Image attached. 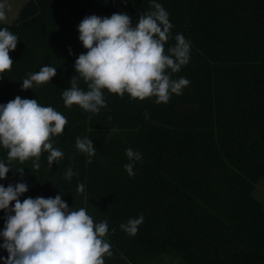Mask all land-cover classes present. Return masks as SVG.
<instances>
[{
	"label": "trees",
	"instance_id": "16d2710c",
	"mask_svg": "<svg viewBox=\"0 0 264 264\" xmlns=\"http://www.w3.org/2000/svg\"><path fill=\"white\" fill-rule=\"evenodd\" d=\"M156 2L169 13L173 37L191 41L190 62L173 74L191 83L166 104L104 90L107 107L98 114L62 100L76 59L87 52L78 25L90 15L127 13L134 26L139 13L153 10L152 0H26L12 21H0L19 37L11 71L0 74V104L36 99L68 120L52 141L62 159L50 167L45 153L39 170L31 159L13 161L23 176L9 172L0 184L26 183L21 201L61 193L70 208L107 220L113 255L105 264H264V205L254 194L264 178V0ZM43 66L56 67V76L22 90L23 79ZM79 86L87 90L82 80ZM85 136L92 157L75 147ZM129 148L143 157L131 177ZM0 161L8 162L2 146ZM70 166L76 175L69 181ZM141 214L135 236L120 228ZM6 215L0 211V231Z\"/></svg>",
	"mask_w": 264,
	"mask_h": 264
},
{
	"label": "clouds",
	"instance_id": "9594fccd",
	"mask_svg": "<svg viewBox=\"0 0 264 264\" xmlns=\"http://www.w3.org/2000/svg\"><path fill=\"white\" fill-rule=\"evenodd\" d=\"M151 8L138 14L134 26L127 13L103 18L90 15L79 23V40L87 52L76 59L70 88L62 91L65 107L78 105L85 112L98 114L107 107L104 90L141 101L155 97L157 104L168 103L173 94L182 95L191 82L184 77L173 79V74L190 62L191 41L183 34L173 37V25L162 4L152 0ZM5 18L0 5V21ZM173 39L175 43L166 48ZM18 41L19 37L8 28H0V74L11 71L14 61L9 53L16 49ZM56 74V67L43 66L23 79L22 90L49 83ZM81 80L87 90L79 86ZM67 123L63 114L51 106H42L36 99L16 96L0 104V146L7 150L8 161H0V180L7 179L9 172L23 176V168L12 170L13 161L23 164L31 159L33 170H39L45 153L50 167L62 159L64 153L52 141L64 133ZM75 147L88 157L96 154L87 136L77 137ZM126 156L130 162L124 168L131 177L135 175V162L143 157L131 148L126 150ZM74 175L70 166L65 179L70 181ZM27 191L24 182L7 187L0 184V211L7 214L0 231V248L8 253L7 258L0 257L3 264H105V257L113 255L106 239L107 220L97 223L86 208H70L61 193L54 198L28 197L21 201ZM84 192V184H78L77 194ZM144 219L141 214L120 228L135 236Z\"/></svg>",
	"mask_w": 264,
	"mask_h": 264
},
{
	"label": "rangeland",
	"instance_id": "374dc122",
	"mask_svg": "<svg viewBox=\"0 0 264 264\" xmlns=\"http://www.w3.org/2000/svg\"><path fill=\"white\" fill-rule=\"evenodd\" d=\"M26 0H0V5H3V11L6 18L4 22L12 21L18 14V10ZM255 196L258 197L264 205V178H262L255 189Z\"/></svg>",
	"mask_w": 264,
	"mask_h": 264
}]
</instances>
